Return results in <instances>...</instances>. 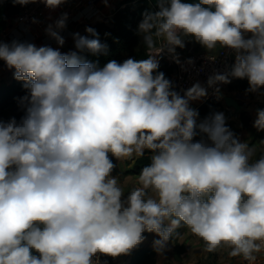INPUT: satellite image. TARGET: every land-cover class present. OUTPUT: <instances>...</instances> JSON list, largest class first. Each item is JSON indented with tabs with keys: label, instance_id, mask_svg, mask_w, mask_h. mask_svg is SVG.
<instances>
[{
	"label": "clouds",
	"instance_id": "9594fccd",
	"mask_svg": "<svg viewBox=\"0 0 264 264\" xmlns=\"http://www.w3.org/2000/svg\"><path fill=\"white\" fill-rule=\"evenodd\" d=\"M156 2L139 24L149 51L166 49L180 63L186 37L210 52L233 49L230 75L247 78L248 91L264 89V0ZM66 19L46 29L61 46ZM86 31L73 34L76 48L104 51L95 29ZM0 59L27 89L25 115L0 120V264H99L98 254H126L146 230L158 234L161 252L182 224L209 250L229 246L230 255L256 259L264 248V156L253 158L223 113L197 121L189 101L207 94L199 83L180 95L155 55L99 66L76 51L14 40L0 42ZM217 82L229 74L209 77L210 86ZM254 126L264 130V109ZM200 133L207 139H194ZM146 150L151 162L126 193L109 153Z\"/></svg>",
	"mask_w": 264,
	"mask_h": 264
},
{
	"label": "crops",
	"instance_id": "0c3cea01",
	"mask_svg": "<svg viewBox=\"0 0 264 264\" xmlns=\"http://www.w3.org/2000/svg\"><path fill=\"white\" fill-rule=\"evenodd\" d=\"M123 0H97L98 6L101 9L102 16L92 22H83L72 25L75 33L81 35L90 36V33L86 31V28L93 27L94 24L99 23L103 20L110 19L113 17L115 12L121 6ZM65 5V1H63ZM24 4H20L19 8ZM63 4L55 7H50L45 14L41 17L39 23L33 27V31L37 37V41L34 43L37 46H41L40 39L47 35L46 29L49 25L55 27V22L59 19V12L64 8ZM66 6V5H65ZM14 21V17L10 20L9 24ZM251 36V33L247 34ZM0 42H7L0 34ZM53 48H59L61 52L78 51L75 46L74 38L71 40H65L61 46L59 44L51 46ZM235 51V50H234ZM236 53V51H235ZM236 62V57H235ZM14 69H10L6 62L0 59V86L4 84H10L14 80ZM175 80V75L173 76ZM199 84L204 87L206 86L202 82ZM225 93L229 96L234 97L239 104L241 109L237 110L234 107H229L225 102L222 101L219 109L220 113H223L225 117V123L233 131V133L242 142H246L250 147L254 148V157L259 158L264 156V137H257L258 129L254 126V121L257 119V110L264 109V89L251 94L241 92L237 89H233L230 86L225 89ZM208 94V91H207ZM207 94L203 97L190 100L189 106L194 110H198V107L205 101ZM245 113L250 118L249 129L243 127L241 120V114ZM197 121H202L197 119ZM207 139L206 134L200 133L194 139L199 140L201 138ZM151 153L150 150H146L145 154ZM144 154V155H145ZM133 154L129 158H121L113 156L109 153V158H114L116 161V168L113 170L114 175H118V181L124 188L125 192L129 191L133 187L139 186V175L132 174L134 163L137 158ZM144 239L137 244L148 246L155 252L153 260L148 264H244L242 255H230L231 248L229 246L217 247L214 250H209L206 245V241L200 236L193 233L187 225H181L173 233L172 237L167 242L166 247L163 251L158 252L154 247V240L159 239L158 234L155 232H148L147 230L142 233ZM135 246V247H136ZM177 248L181 249L180 253H177ZM130 252L121 254L119 256L109 257L110 264H126L130 259ZM259 251L255 252L257 254ZM113 258V260L111 259Z\"/></svg>",
	"mask_w": 264,
	"mask_h": 264
},
{
	"label": "trees",
	"instance_id": "16d2710c",
	"mask_svg": "<svg viewBox=\"0 0 264 264\" xmlns=\"http://www.w3.org/2000/svg\"><path fill=\"white\" fill-rule=\"evenodd\" d=\"M184 2L198 3L199 0H184ZM19 5V3H14L13 0H0V34L7 27L10 20L19 12L21 8H19ZM205 6L210 7L208 5ZM156 9V0H123L112 18L96 23L92 27L98 33L101 43L106 45V49L98 54H94L87 49L78 50V55L84 59L97 62L99 66H103L112 59L123 62L129 57L135 59L147 58L151 55V51L148 50L143 41V36L139 31V24L143 20L146 11H155ZM192 49L200 50L206 48L191 37L185 38L184 48L177 47L178 51L186 54L190 53ZM158 61V70L162 71L172 81L176 89L173 82L175 67L162 56ZM23 84V81L14 78L12 83L0 86V120L7 121L15 117L19 121L25 115L26 105L22 103V97L26 95L27 89ZM230 87L251 94V91H248L249 81L247 78L233 77ZM220 107V101L213 97L208 98L198 107L197 112L199 115L197 119L204 120L219 112ZM241 120L244 128L249 129L251 127L250 118L244 112L241 114ZM258 131L256 136L264 137V130ZM150 155L151 153H147L137 158L131 173L139 175L142 168L151 162ZM110 159L115 165L113 169L115 170L116 161L114 158ZM180 252L181 249L177 248V253ZM154 254L155 252L152 248L138 245L131 249L130 259L126 264H148L153 260Z\"/></svg>",
	"mask_w": 264,
	"mask_h": 264
},
{
	"label": "built area",
	"instance_id": "2783aa9c",
	"mask_svg": "<svg viewBox=\"0 0 264 264\" xmlns=\"http://www.w3.org/2000/svg\"><path fill=\"white\" fill-rule=\"evenodd\" d=\"M65 1L64 8L59 12V18L67 14L66 27L60 30V34L65 40L73 39L75 33L72 25L83 22H92L102 16L100 7L97 0H63ZM50 8L43 0H31V2L24 4L19 12L14 16V21L8 23L7 27L2 31L1 36L11 43L12 41H27L35 43L37 37L33 31V27L37 25L41 17ZM41 45H56L58 44L54 38L49 34L40 39ZM158 49L151 50V55L159 60L162 56L171 65L175 67V80L174 85L176 91L180 95H184L186 90L194 84L202 82L206 86L208 94L205 98H215L221 101L223 98L220 93L232 84L233 77L230 75L231 69L235 64L236 53L233 49L222 48L216 52H209L207 50L199 51L196 53H182L176 49L179 56L180 63L173 59L172 54L168 53L165 49L163 52L156 53ZM214 56L215 58H211ZM191 59L192 63H189ZM216 73L229 74V82H217L216 84L209 85L208 80L210 76ZM99 255V264H110L109 257L103 253ZM256 259L251 264H264V248H261L257 254ZM113 260V258H111ZM244 264H249V261L243 257Z\"/></svg>",
	"mask_w": 264,
	"mask_h": 264
},
{
	"label": "water",
	"instance_id": "95a60500",
	"mask_svg": "<svg viewBox=\"0 0 264 264\" xmlns=\"http://www.w3.org/2000/svg\"><path fill=\"white\" fill-rule=\"evenodd\" d=\"M220 96L223 98L224 102L229 106V107H234L237 110L241 109V105L239 102L232 96L227 95L225 92H221Z\"/></svg>",
	"mask_w": 264,
	"mask_h": 264
},
{
	"label": "rangeland",
	"instance_id": "374dc122",
	"mask_svg": "<svg viewBox=\"0 0 264 264\" xmlns=\"http://www.w3.org/2000/svg\"><path fill=\"white\" fill-rule=\"evenodd\" d=\"M220 48H218L217 50H219ZM203 50H206V49H200V50H197V49H192V51L190 52V53H196V52H199V51H203ZM216 50V51H217ZM215 51V52H216ZM173 82H174V80H173Z\"/></svg>",
	"mask_w": 264,
	"mask_h": 264
}]
</instances>
